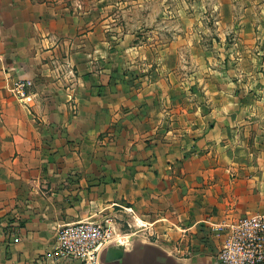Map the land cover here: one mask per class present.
Returning <instances> with one entry per match:
<instances>
[{"label":"crops","instance_id":"obj_1","mask_svg":"<svg viewBox=\"0 0 264 264\" xmlns=\"http://www.w3.org/2000/svg\"><path fill=\"white\" fill-rule=\"evenodd\" d=\"M251 216L264 0H0V264L106 219L138 239L113 264H218Z\"/></svg>","mask_w":264,"mask_h":264},{"label":"built area","instance_id":"obj_2","mask_svg":"<svg viewBox=\"0 0 264 264\" xmlns=\"http://www.w3.org/2000/svg\"><path fill=\"white\" fill-rule=\"evenodd\" d=\"M29 85L19 81L10 91L22 102L27 98ZM228 229L217 253L218 264H264V216L242 218ZM127 240V234L117 232L111 219L69 224L57 231L49 254L50 264H102L101 254L109 244H124Z\"/></svg>","mask_w":264,"mask_h":264},{"label":"water","instance_id":"obj_3","mask_svg":"<svg viewBox=\"0 0 264 264\" xmlns=\"http://www.w3.org/2000/svg\"><path fill=\"white\" fill-rule=\"evenodd\" d=\"M124 255V245L118 242L117 245L109 246L103 250L101 261H103L104 264H113L122 261Z\"/></svg>","mask_w":264,"mask_h":264},{"label":"rangeland","instance_id":"obj_4","mask_svg":"<svg viewBox=\"0 0 264 264\" xmlns=\"http://www.w3.org/2000/svg\"><path fill=\"white\" fill-rule=\"evenodd\" d=\"M211 35H213V36H216L215 35V31H210V33H209V36L208 37H211ZM123 232H125V231H123ZM123 234H125V233H123ZM129 241V242H128ZM128 241H127V243H124V244H122V245H125L124 247H127V246H130L131 244L133 245V244H135V243H138V239L136 238V239H133V238H130V239H128ZM137 241V242H136ZM134 242V243H133ZM118 244V242H116V241H113L111 244H109L107 247H109V246H113V245H117ZM106 247V248H107ZM105 248V249H106ZM104 249V250H105ZM102 255V254H101ZM101 257H103V256H101ZM102 264H104L103 263V261H102Z\"/></svg>","mask_w":264,"mask_h":264}]
</instances>
